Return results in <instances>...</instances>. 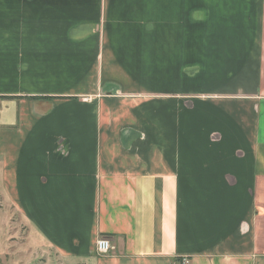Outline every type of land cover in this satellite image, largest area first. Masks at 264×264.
<instances>
[{
  "label": "crops",
  "instance_id": "obj_1",
  "mask_svg": "<svg viewBox=\"0 0 264 264\" xmlns=\"http://www.w3.org/2000/svg\"><path fill=\"white\" fill-rule=\"evenodd\" d=\"M0 199L64 264H264V0H0Z\"/></svg>",
  "mask_w": 264,
  "mask_h": 264
},
{
  "label": "rangeland",
  "instance_id": "obj_2",
  "mask_svg": "<svg viewBox=\"0 0 264 264\" xmlns=\"http://www.w3.org/2000/svg\"><path fill=\"white\" fill-rule=\"evenodd\" d=\"M37 236L0 199V264H64L55 252H35Z\"/></svg>",
  "mask_w": 264,
  "mask_h": 264
},
{
  "label": "built area",
  "instance_id": "obj_3",
  "mask_svg": "<svg viewBox=\"0 0 264 264\" xmlns=\"http://www.w3.org/2000/svg\"><path fill=\"white\" fill-rule=\"evenodd\" d=\"M110 248H111V240L108 237L99 238V240L97 241V247H96L97 252L99 254L108 253L110 251ZM183 263L191 264L188 258H184Z\"/></svg>",
  "mask_w": 264,
  "mask_h": 264
}]
</instances>
